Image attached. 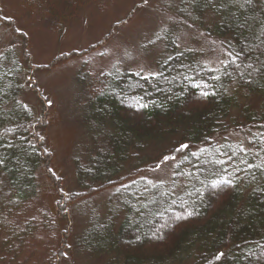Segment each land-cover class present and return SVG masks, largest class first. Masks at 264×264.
Listing matches in <instances>:
<instances>
[{
  "label": "trees",
  "instance_id": "trees-1",
  "mask_svg": "<svg viewBox=\"0 0 264 264\" xmlns=\"http://www.w3.org/2000/svg\"><path fill=\"white\" fill-rule=\"evenodd\" d=\"M52 1L59 12L71 4ZM182 6L170 13L190 18L207 39L218 41L225 59L216 68L200 63L196 52L177 48L168 30L170 57L158 62L156 73L110 70L98 76L80 119L90 150L73 159L78 191L56 186L55 206L121 184L165 157L176 159L170 183H126L115 192L110 213L89 216L71 245L64 230L40 253L39 235L54 230L47 212L33 210L37 173L49 160L46 105L34 114L22 101L23 77L31 72L25 52L0 53V264L26 258L61 264L71 254L86 264H264V0H185ZM2 23L26 51V37L0 16ZM251 97L259 100L258 110ZM241 131L244 146L224 137ZM182 144L189 148L178 152ZM148 148L157 155H141ZM64 206L56 210L59 219H67Z\"/></svg>",
  "mask_w": 264,
  "mask_h": 264
},
{
  "label": "rangeland",
  "instance_id": "rangeland-1",
  "mask_svg": "<svg viewBox=\"0 0 264 264\" xmlns=\"http://www.w3.org/2000/svg\"><path fill=\"white\" fill-rule=\"evenodd\" d=\"M24 1L0 0V16L10 20L11 27L26 37L27 50H23L21 37L2 23L0 53L12 50L21 57L25 52V68H31V72L23 77L22 101L34 114L42 113L46 105L44 150L49 160L37 173L40 192L33 210L47 212L54 230L48 236L39 233L36 250L40 253L45 247L55 246L58 234L64 230L70 233L67 244L71 245L70 241L81 233L89 216L100 219L110 213V206L118 199L115 192L126 183L144 179L152 185L169 184L173 177L176 159L164 158L121 184L82 196L65 206H55L56 186L65 193L78 191L73 159L76 155L83 159L90 150V137L81 127L80 119L91 93L89 88L98 76L110 70L142 75L156 73L158 62L170 57L165 46L168 30L174 32L178 49L196 52L198 61L211 68L218 67L225 59V51L218 41L207 39L190 18L178 19L170 13L182 8L185 0H147V3L144 0H83L82 3L70 0V7L60 12L52 0H33L27 4ZM248 102L258 110L255 103L259 100L251 97ZM224 137L241 146L246 143L243 131ZM157 153L148 148L141 155L153 158ZM46 167L53 174L51 177ZM181 188L182 182H179L176 190ZM63 206L67 219L56 216L58 207L63 209ZM31 215L29 212L26 216ZM70 256L72 263L68 259L61 264H86L82 257ZM26 260L19 262L40 261Z\"/></svg>",
  "mask_w": 264,
  "mask_h": 264
},
{
  "label": "snow or ice",
  "instance_id": "snow-or-ice-1",
  "mask_svg": "<svg viewBox=\"0 0 264 264\" xmlns=\"http://www.w3.org/2000/svg\"><path fill=\"white\" fill-rule=\"evenodd\" d=\"M144 2L147 3V0H144ZM210 2H211V0H210ZM246 2H250V0H246ZM237 58H238V54H237ZM231 62H232L233 64L236 63L235 60H232ZM226 67H227V66H226ZM237 67H239V65H237ZM248 67H252V65H248ZM186 78H187V77H186ZM142 79L147 80L148 77H142ZM153 79H155V76H153ZM205 87H206V86H205ZM200 95H201L202 97H207L209 94H208L207 91H202V92L200 93ZM140 107H141V108H146V107H147V104H141ZM187 148H189V145H187V144H182V145L180 146V148L177 149V151H178V152H179V151H183L184 149H187ZM241 150L244 151V149H241ZM199 151H200V152H203V151H205V150H204V149H200ZM191 155H192V156H197L198 153H197V152H192ZM168 159H169L168 157H165V160H168ZM172 159H175V157H172ZM221 163H223V161H222ZM225 171H226V169H225ZM224 182L226 183V181H224ZM216 186H217V185H216L215 183L212 185V187H216ZM188 215L190 216V215H192V213H189ZM221 256H223V253H221L220 255H218V256L216 257V259L219 260V259L221 258Z\"/></svg>",
  "mask_w": 264,
  "mask_h": 264
}]
</instances>
